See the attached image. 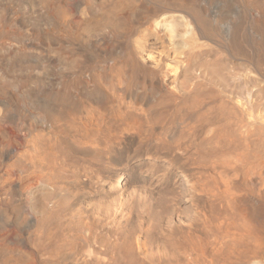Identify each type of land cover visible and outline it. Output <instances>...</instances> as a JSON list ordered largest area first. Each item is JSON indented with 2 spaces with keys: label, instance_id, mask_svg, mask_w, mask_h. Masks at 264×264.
Returning a JSON list of instances; mask_svg holds the SVG:
<instances>
[{
  "label": "bare ground",
  "instance_id": "obj_1",
  "mask_svg": "<svg viewBox=\"0 0 264 264\" xmlns=\"http://www.w3.org/2000/svg\"><path fill=\"white\" fill-rule=\"evenodd\" d=\"M205 12L204 7L198 6V0H5L4 4H0V70H14L19 66V59L27 53L51 52L55 54L54 60L46 61L42 65L48 75L49 68L62 64L59 49L54 50L51 42L63 41L76 47L90 44V39L99 34L103 37L95 40L101 43L100 46L104 48L107 56L122 44L120 48H123L122 55L126 61V68L119 70L118 79H115L106 71L100 74L82 73L81 57L73 54L70 59L65 58L62 65L65 69L72 70L68 74L69 78L66 80V76H61L60 79H55L53 89L47 88L36 93L17 89V94L14 95L0 93V110L6 108L8 101H13L19 117L31 115L30 109H37L42 112L47 123L52 117L56 121L55 127L53 124L44 125L40 140L30 147V155L27 158H18L15 161V167L19 170L17 177L13 178L12 174L7 173V178L0 186V190L5 193L14 194L30 215L26 220V229L20 230L19 233L23 241L21 254L5 252V248H0V264H6L12 259L14 264H46L52 257L58 260L53 264H59L60 260H68L71 257L77 243L70 240L68 235H65L67 233H63L65 230L62 226L55 228L54 233L51 232L49 220H54L51 216L54 210L56 212L62 209L64 214L61 218H64L67 212L82 235L89 229L81 220L80 209L71 208L66 195L59 197L58 192L52 191H65L66 184L63 183L67 179L72 184L77 182L76 176L66 173L67 167H75L78 160L65 151L56 149L54 143L43 137L50 134L52 139L61 138L70 153H77L89 160L86 161L88 165L83 167L98 161L101 155L108 153L110 149L111 135L107 131L110 121L129 119L132 109L137 114L143 112L140 106H136L139 105L136 104L139 97H131L130 92L126 90V83L139 82V78H135L139 73H144V84L148 81L156 89H166L168 98L174 105L181 106L180 116L174 123L176 128L183 126L191 136H195L196 127L204 129L203 143L208 145L205 155L213 157L211 165L217 170L222 183L219 191L203 193L209 199H220L219 212L211 207L208 213L212 215L207 216L208 213L205 214V211L197 208L194 196H191L193 207L189 219L179 220L184 229L173 231L176 233L173 250L163 254L156 251L155 255H149L143 247L139 264H215L216 257L223 264H263L264 139L251 140V137L255 132L264 133V8L258 11L254 18L251 17L249 27L237 24L230 28L231 49L235 52L248 51L257 74L248 76L245 80V84L251 89V101L249 106L240 104V107L235 105L238 103L236 97L228 90L231 77L226 72L219 74L217 68H212V64L204 60L205 52L219 48L211 38V23ZM108 45L110 47L107 49L105 46ZM229 57L232 58L231 55ZM221 67L224 68L223 65ZM225 70L227 68H224ZM206 75L215 79L207 81L210 89L215 83H219L221 88L214 93L209 92L213 95L207 99L196 98L206 89ZM103 79L109 81V87L103 89L104 91L100 82ZM168 79L171 86L165 84ZM2 88L3 86L1 91ZM82 89L84 93L81 92ZM88 91L102 93L101 101L96 102L99 103L97 112L89 111L93 97L86 93ZM115 95H118L121 101H126L130 110L122 114L115 112L117 114L110 118L103 112L102 104L106 102L105 99ZM32 96L41 99L40 103L30 106L29 100ZM72 98L74 104L71 103ZM68 101L70 103H67ZM2 117L5 118V115ZM50 126L52 130L48 131ZM63 128L68 130V134L74 135L70 143L67 136L61 132ZM0 134L8 138L1 128ZM29 169L32 171L29 172ZM84 169L86 177L91 179L88 168ZM182 171L183 169L180 172ZM45 175L52 181L51 191L44 186L39 190L36 188ZM122 178V173L118 174L116 178H109L108 183H114L117 187L122 185ZM243 185H249L255 193L251 196L245 192L240 193ZM247 199L251 200V206L248 205L250 207L245 211L242 203L247 202ZM22 210L18 207L14 209L16 215ZM166 211L161 208L159 211L146 210L142 221L145 236L149 235L150 228L156 233L159 231V219ZM0 216H5L1 201ZM153 222L155 225L151 224ZM210 234L215 237L217 248L207 256V237ZM78 237L76 240L84 244L81 251L84 258L74 264H88L93 260L91 237ZM95 243L99 246L105 244L103 240ZM159 243L161 244V241Z\"/></svg>",
  "mask_w": 264,
  "mask_h": 264
},
{
  "label": "rangeland",
  "instance_id": "obj_2",
  "mask_svg": "<svg viewBox=\"0 0 264 264\" xmlns=\"http://www.w3.org/2000/svg\"><path fill=\"white\" fill-rule=\"evenodd\" d=\"M4 3L5 0H0V4ZM198 6L204 7L206 16L210 19L211 23V38L219 46V48L205 52L204 60L211 63L212 68H217L220 72H218L219 74L226 72L231 77L228 90L236 97L238 103L235 105L239 107L240 104L249 106L251 101L249 92L251 89L245 84V80L248 76H256L257 74L254 71V66L248 51L242 50L235 52L231 49L229 33L231 31L230 28L237 24L245 28L249 27L251 17L254 18L257 15L256 13L264 8V0H213V2L212 0H198ZM102 37L103 35L99 34L90 39V44H81L76 47L70 46L67 42L63 43V41L59 43L55 41L51 42V47L54 50L59 49L62 64L55 68L51 67L52 69L49 68L48 75L42 65L46 61H53L55 54L51 52H45L43 54L27 53L19 59V66L14 70H0V89L3 86L0 93L6 92L14 95L17 94V89L27 90L33 93L47 88L53 89L55 79H60L61 76H66V80L69 78L68 74L72 70L65 69L62 65L65 62L64 59H70L73 54L74 56L81 57L82 73L87 72L85 74H91L93 72L94 74H100L106 71L111 73L115 79H118L119 70L126 68V61L122 55L123 48H120L122 44L107 56L104 48L100 46L101 43L97 41ZM105 47L109 48L110 46ZM230 55L232 58L229 57ZM53 64L54 62H52ZM221 65L227 68V70L224 71ZM143 74L139 73L137 77L135 76V78H139L138 83H126V90L130 92V96L139 97L137 99L139 101L136 103L139 105L136 106L141 107L142 113L137 114V112L132 111L133 109L130 110L126 101H121L118 95L105 99L106 102L102 104L104 106L103 112L107 117L111 118V116L117 113L122 114L129 110L131 114L129 119H114L110 121V128L107 130L111 135L110 149L108 153L102 154L101 159L98 161L93 162L88 167H83L88 165L86 161L89 160L77 153H70V150L65 147L61 138L52 139L50 134H45L43 137V139L50 140L54 143L56 149H61L78 160L75 167H67L66 173L69 176H76L77 182L72 184L68 179L65 180L63 183L64 185L66 184L65 191L52 190L51 185L53 184L51 180H48L47 175L39 181L36 188L39 190L44 186L46 189H50V191L58 192L59 197L66 195L71 204L69 206H72L71 208L74 209L76 207L80 209L81 220L89 227L88 230L84 231L83 235L91 237L90 247L93 250V260L92 262H88V264H132L133 262L139 264L141 263L142 250L144 248L149 255H155L156 251L161 254L170 252L171 249L173 250V244L176 238V233H173V231L175 232V229L179 231L180 229H184L182 223H179V220L185 221L189 219L190 210L193 207V203L190 201L191 196H194L196 206H198L197 208L202 209L201 211L203 212L205 211V214L209 212L211 207L216 212L220 211V199L212 200L203 194L209 191H219L222 187L217 170L211 165L213 157H207L205 155L208 145L203 143L204 136L202 133L204 129L200 130L201 128L196 127L195 136H191L183 126L176 128L174 123L180 116L179 110L181 106L174 105L168 98V91L166 89L160 90L159 87L156 89L148 81L144 84L145 80L143 77L145 76ZM262 75L264 76V73ZM211 78L213 81L215 80L210 75H206V91L204 90L199 93L196 98L207 99V97L209 98V96L211 97L213 95L210 93H214L221 88L219 83H215L210 89V84L207 81H210ZM100 82L102 91L106 87H109V81L107 79H103ZM165 84L171 86L170 79L166 80ZM81 92L84 93V89ZM86 93L93 97L89 111L97 112V105L99 103L96 102L101 101L100 96L102 93L98 91L91 93L88 91ZM245 96H248L249 99L248 97L245 98ZM237 98L242 100H238ZM29 101V105L34 106L40 103L41 99L32 96ZM67 103H70V101ZM71 103H75H73V98ZM30 110L32 111L31 115L19 117L13 101H8L6 108L0 110V118L2 119L0 120V128L8 136V138H5L0 134V186H2L3 181L7 178V173L12 174L13 178L17 177L19 170L15 167V161L18 158L24 159L30 155V147L40 140V134L43 132L41 129L44 128V125L47 124L49 126V124H53L54 127L56 125L53 117L47 123L40 110ZM2 115H5V118ZM47 130L51 131V126ZM61 132L67 136L69 143L73 140V133L68 134L66 128H63ZM104 132H106L105 129ZM251 138V140L257 139L262 141L264 139V133L259 134L255 132ZM150 150L151 152H148ZM2 158L5 159L2 160ZM108 158L110 159L108 160ZM144 166L146 167L144 168ZM84 168H88V172L90 171L91 179L86 177ZM182 169L183 171L180 172ZM31 171L29 169V172ZM121 173L123 175V180H121L122 185L120 184L116 187L114 183H108L109 178H116ZM39 174L42 175V173ZM105 176L108 178H105ZM71 179H73L72 176ZM244 192L248 193L249 196L255 193L254 191L252 192L249 185H243L241 187L240 193ZM0 201L3 203L5 210V216H0V248H5V252H11L13 254L20 253L23 250V241L19 233L20 230L26 229V220L30 215L24 209L23 203L12 193H5L4 190H0ZM248 205L251 206V200L249 199H247V202L242 203L243 209L246 208L245 211L250 207ZM17 207L23 210L19 212L20 214L16 215L14 209ZM165 207H170L171 209ZM160 208L166 209L167 211L160 217L161 220L159 219V231L156 233L150 228L149 235L145 236L142 229L144 213L147 209H156L159 211ZM54 212L55 210L51 215L54 220H49L51 222L49 225L51 232L54 233L56 231L54 230L55 228L59 229L62 226L65 230L63 233H67L65 235H68L70 240L77 243L74 251L71 253V257L68 260H60L59 264H74L82 259V257L84 258L81 253L84 249V244L76 240L79 239L78 235L83 236L82 232L79 231L75 225V221L70 218V215H67V212H65L66 216L64 218H61V215L64 214L62 209ZM211 215L210 213L207 214V216ZM151 224L155 225V222ZM173 225L174 227H172ZM170 232L172 235H170ZM98 240H103L105 244L103 246L97 245L95 242ZM160 241L161 244L159 243ZM207 242V256H209L214 253L213 250L217 248V243L212 234L208 235ZM152 246H154V250ZM251 261L248 260V262ZM57 262L58 260L52 257L47 260L46 264ZM215 262V264H223L217 257ZM262 263L264 264V259ZM6 264H14V260H9Z\"/></svg>",
  "mask_w": 264,
  "mask_h": 264
}]
</instances>
